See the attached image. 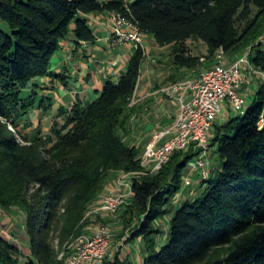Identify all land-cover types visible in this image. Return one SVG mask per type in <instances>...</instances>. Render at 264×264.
<instances>
[{
  "label": "trees",
  "instance_id": "16d2710c",
  "mask_svg": "<svg viewBox=\"0 0 264 264\" xmlns=\"http://www.w3.org/2000/svg\"><path fill=\"white\" fill-rule=\"evenodd\" d=\"M104 12L160 46L175 45L180 69L201 66L189 55L190 39L202 40L211 55H233L264 31V0H0V209L24 214L29 251L0 233V264H67L58 260L56 241L63 248L93 223L88 212L119 173L134 175L132 204L122 216L130 240L145 242L142 264H264V86L242 115L217 126L221 169L206 178L200 195L174 207L182 172L203 148L178 150L150 174L140 151L121 138L135 114L141 48L95 100L76 104L62 128L19 142L12 128L36 107L48 109L37 78L54 75L51 60L64 40L95 43L89 17ZM262 46L252 61L264 70ZM169 213V232L159 243L156 224ZM104 264L133 262L118 254Z\"/></svg>",
  "mask_w": 264,
  "mask_h": 264
},
{
  "label": "rangeland",
  "instance_id": "374dc122",
  "mask_svg": "<svg viewBox=\"0 0 264 264\" xmlns=\"http://www.w3.org/2000/svg\"><path fill=\"white\" fill-rule=\"evenodd\" d=\"M115 15H116L115 12L95 13L90 15L89 19H90V24L92 25V27L96 32H98L99 28H107L113 33L114 36L111 39L112 41L109 40V43L112 42L113 45L110 46L113 49L124 50V53L122 54V56L126 57L123 60L124 73L126 72L128 68V64L132 59L133 55L135 54V52L140 48L142 49L143 63L141 68V75L135 93L131 100V106L134 107L135 114L132 116L130 120L128 131L120 132V134L124 142H126L130 146L137 148L140 151L141 162H143L146 145L151 137L150 135H148V131H146V128L144 126H141L142 121L140 120L141 118H143V113L145 112L146 109V103L144 101H139L140 98L143 97L142 95H149L152 88L154 90H157L161 96L157 101L158 102L156 105L157 107L166 104L167 103L166 97H167V99L169 100L168 105L171 103L173 107L178 108V103L176 99L172 95H170L171 88L180 82H185L194 77H197L201 72L213 66L215 63L216 54L214 55L209 54L207 45L202 40L197 38L190 39L186 43L188 47L189 55L198 57L201 61V66L195 69H187V68L180 69L175 65V57L173 52L175 45L160 46L155 41L152 35L140 33L138 32V30L126 26L125 28L124 27L123 28L127 29L128 33H137V32L139 33L140 41H133V39L126 40L125 38L122 39L121 36L114 34V26L116 21L114 20L113 17ZM97 42H99V44L101 45L103 43V39L98 38L96 42L92 44H97ZM70 43H72L74 46L84 44V43L76 42L74 37H70L64 40L61 44L60 50L52 57L50 69L54 67L55 62L57 61L56 55L58 53L64 52L62 54L67 55L68 49L66 48V46H69ZM85 44H90V43H85ZM261 45H263L262 49L264 50V31L262 35L250 45L237 50L233 55L226 54L229 59H233L245 53H250L251 64L248 67L249 70L247 73L249 77L250 85L247 87L246 91L242 92V94L245 96L247 106L252 104V102L255 100L256 93L258 92L259 88L264 86V70L257 67L252 61V57L254 53L257 52V49H259ZM73 59L74 61L75 59L81 60V56L79 55L77 57L76 55L74 56H71L70 54L67 55V60L71 61ZM110 65H112L110 61L106 60L103 62L102 65L99 66L100 69H102L103 71V69L105 70L107 67L108 69H110L109 67ZM107 72L108 71H106V73ZM53 73L54 75L52 77L47 76V77L37 78V81L41 85L39 91L41 92V96L47 100L46 107L48 109L45 110L43 108L36 107L21 122L18 130L12 128V130L18 136L19 142L22 144H26L27 143L26 141L36 136H41L47 139L53 127L58 126V128H62L66 124L67 116L64 117V114L69 115L72 111V110L71 111L65 110V108L62 107L60 109V113L58 114V111L56 109H53L54 107L50 108L51 105L54 106V100L58 98L57 91L55 92L50 91L51 89L50 84L53 81H55L58 77L61 78L60 74H57L55 72ZM115 77H117V75H115ZM141 77L144 78L149 77L150 81L152 82L151 87L149 86L145 87L143 84L140 87ZM110 79L113 80L112 77ZM89 95L91 97H89ZM87 97H89L90 101H93L98 97V95L95 94L94 91H92L90 92V94L86 96V98ZM81 102L83 107L87 105L86 103H84V101ZM224 113H225V109L223 111V114ZM243 113L244 111H242L241 113H232L231 115L227 116L228 118L227 117L224 118V116L221 115L220 121L216 124L210 136L207 145L206 154H204L203 151L198 156L200 157L199 160H197L198 157L194 158L184 168L181 178V188L173 198V207L179 205L185 199H192L193 197L200 195L201 191H203L204 182L206 179L204 178V176L201 175L199 162L201 161L205 162L206 173L208 175L215 174L217 171L221 169L222 163L219 160V156L216 152V148L213 146V139L216 136V128L219 125L220 126L227 125V123L232 117H235L237 115H242ZM148 114L150 115L151 113L149 112ZM152 117L153 116L151 115L149 118L151 119ZM149 118H147L146 122H148ZM224 131H226V128H224ZM146 172L151 174V172L148 171L147 169ZM124 174L125 173H119L116 176H113L107 182L106 186L110 184L111 181L113 183L120 176ZM133 176L134 175H132V178ZM188 180L190 181L189 185H187L186 183V181ZM105 194L106 193H103V195ZM131 204H132V197L129 196L123 208L119 210V212H117L114 215H107V216L95 215L94 210L98 208V206L95 205L87 214V218H89L87 222L91 220L93 223L89 224L88 226L86 225L85 228L83 229L82 234L78 238H74L70 243H67L63 248H60L58 242L56 241L55 247L57 251L58 260H64L65 258H67V264H68L70 257L75 252V246L78 239L83 236L91 235L102 225H105L110 229L113 239L112 245L113 247L117 246V244L120 243L124 237L130 235L131 227L126 226L125 222L123 221L122 215L123 212L126 210V208L129 207ZM171 216L172 214L169 213L164 218L157 221L156 225L162 231L160 236L158 237L159 243L163 242L167 237V233L169 232V223ZM133 225H136V219L133 220ZM0 233L5 238L12 240L13 242H16L17 244L22 246L25 252L29 254V251L27 250L28 240L26 234L24 214L16 210L0 209ZM144 246H145V242L142 238H140L139 240L136 239L132 241L129 240L126 243L125 250L122 253H120V255L123 259L129 258L133 262V264H140L143 261ZM127 251L130 252L128 253Z\"/></svg>",
  "mask_w": 264,
  "mask_h": 264
},
{
  "label": "built area",
  "instance_id": "2783aa9c",
  "mask_svg": "<svg viewBox=\"0 0 264 264\" xmlns=\"http://www.w3.org/2000/svg\"><path fill=\"white\" fill-rule=\"evenodd\" d=\"M116 21L114 34L126 40L140 41L138 29L128 23L120 15L114 17ZM126 27L138 30L128 33ZM124 27V28H123ZM141 33V32H140ZM251 64L250 53L229 59L223 50L215 55V63L201 72L197 77L174 85L170 90L178 103V111L174 124L169 128L158 130L146 145L142 165L151 174L157 173L168 163L178 150L188 149L192 144L203 148L207 152V145L221 115L226 118L232 113H241L247 107L242 92L250 85L248 70ZM225 109V113L223 111ZM228 118V117H227ZM200 157L197 158L199 160ZM201 161V160H200ZM200 163L201 175L208 178L206 164ZM116 183L123 188V192L106 193L100 206L94 210L95 215H114L132 196L133 178L131 173L120 176ZM187 185L190 181H186ZM130 235L122 239L117 246L112 245L110 229L102 225L89 236L80 237L75 246V252L68 264H104L106 260L114 259L126 248Z\"/></svg>",
  "mask_w": 264,
  "mask_h": 264
},
{
  "label": "crops",
  "instance_id": "0c3cea01",
  "mask_svg": "<svg viewBox=\"0 0 264 264\" xmlns=\"http://www.w3.org/2000/svg\"><path fill=\"white\" fill-rule=\"evenodd\" d=\"M95 33L97 39H103V43L101 45L99 44V42H97V44L84 43L77 46H74L72 43H70L69 46H66V48L68 49L67 55H76L77 57L80 55L81 60H67V55L62 54L64 52L58 53L56 55L57 61L55 62L54 67L51 70L52 72L60 74L61 78L58 77L50 84V91H57L58 93V98L54 100L53 106V109H56L58 111V114L60 113V109L62 107H64L65 110L71 111L76 106V104H82L81 101L89 104L91 102L89 100V97L91 96L89 95V97L87 98L86 96L90 94V92L94 91L95 94L99 95V92L103 89L106 80L112 77L113 80L117 81L124 73L123 60L126 58L125 56H122L124 50L113 49L111 47L113 45L112 42L109 43V40H111L114 36L113 33L107 28H99L98 32L95 31ZM106 60H109L112 65L109 66L110 69H108L107 67L102 71L99 65H102ZM106 71L108 72L106 73ZM115 75H117V77H115ZM140 83V87L142 84L145 87H151L152 85L149 77H141ZM142 96L143 97H141L139 101H144L146 103V109L143 113V118H141L140 121H142L141 126H144L146 128V131H148V135H150L151 137L148 141L149 143L153 135L158 130L169 128L174 124L178 108L173 107L171 103L168 105L169 100L167 99V97V103L157 107V101L161 96L157 90H154L152 88L149 95ZM149 112L151 113L150 115L148 114ZM151 115L153 117L150 119L149 117ZM66 116L67 115L64 114V117ZM147 118H149L148 122H146ZM144 120L146 123L144 122ZM110 192L120 194L123 192V188L118 186L116 181H114L113 183L111 181V183L106 186L103 193ZM103 193L102 196H100V200L96 203V206L98 207L100 206L101 200L104 196ZM139 239L140 238L136 240ZM127 252L129 253L130 251Z\"/></svg>",
  "mask_w": 264,
  "mask_h": 264
}]
</instances>
